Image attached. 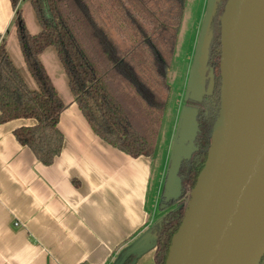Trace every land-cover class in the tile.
<instances>
[{"label":"trees","instance_id":"1","mask_svg":"<svg viewBox=\"0 0 264 264\" xmlns=\"http://www.w3.org/2000/svg\"><path fill=\"white\" fill-rule=\"evenodd\" d=\"M9 0L19 52L37 86L31 91L0 43V124L33 119L35 125L14 131L17 142L43 166L60 155L63 135L58 128L65 104L40 61L52 48L67 78L74 103L92 132L111 148L136 159L152 157L165 115L171 62L186 0H27L40 31L31 35L18 8ZM229 0H219L211 20L212 40L207 65L219 68L218 107L203 117L189 160L177 171L181 198L160 220L155 263L165 264L172 237L187 210L197 178L205 166L213 129L221 112L222 19ZM188 101V99H186ZM189 105V102L186 103ZM203 116V115H202ZM133 256L123 264H130ZM260 264H264V256Z\"/></svg>","mask_w":264,"mask_h":264},{"label":"crops","instance_id":"2","mask_svg":"<svg viewBox=\"0 0 264 264\" xmlns=\"http://www.w3.org/2000/svg\"><path fill=\"white\" fill-rule=\"evenodd\" d=\"M14 14L9 0H0V43L34 90L23 60L17 64L8 53L7 42L16 40ZM45 70L65 104L58 123L63 147L43 166L14 137L35 120L0 124V264H119L127 254L130 264H156L161 159H133L101 141L74 103L64 72L58 83Z\"/></svg>","mask_w":264,"mask_h":264},{"label":"water","instance_id":"3","mask_svg":"<svg viewBox=\"0 0 264 264\" xmlns=\"http://www.w3.org/2000/svg\"><path fill=\"white\" fill-rule=\"evenodd\" d=\"M218 1L213 2L200 41L186 97L193 102L213 88L211 80L205 92L211 20ZM221 76V112L207 160L171 239L165 264H239L247 214L264 159V0H229L222 19ZM196 131V111L184 110L166 201L177 198L181 188L177 171L181 161L191 157L188 144ZM263 256L264 246L249 264H260Z\"/></svg>","mask_w":264,"mask_h":264},{"label":"rangeland","instance_id":"4","mask_svg":"<svg viewBox=\"0 0 264 264\" xmlns=\"http://www.w3.org/2000/svg\"><path fill=\"white\" fill-rule=\"evenodd\" d=\"M213 2L214 0H186L185 4L175 53L171 62L168 80L170 91L167 96L165 115L159 130V137L154 153L155 160L160 158L162 162V173L158 182L157 191L160 192L161 187L164 186L163 191L165 196H168L169 193L171 184L170 176L176 160L175 146L177 145L176 142L179 135V123L182 118L183 111L186 110V107H184L185 100L190 91V83L193 79V72L198 56L200 41L205 34V29L207 28L205 26L212 11ZM19 6L29 33L35 35L37 33L36 29H39V27L34 19V15L29 4L27 1H24L21 2ZM11 34L13 35L12 30L10 32V36H12ZM7 48L8 53L14 62L17 64L22 62V57L15 39L14 42H7ZM40 58H42L41 62L44 64L43 66L46 67L44 68L47 69L48 73L51 74V76H53L59 83V75L64 74L60 63L56 58L55 51L52 48H47ZM23 67H25L24 63ZM18 69L20 68H17V70ZM26 79L29 82V85L33 86L34 82L28 75ZM36 90L37 87L35 85V89L31 91ZM66 90L68 91L67 88ZM59 91L61 95H63L60 87ZM188 148L190 151L192 150L191 144L188 145ZM161 181L162 184H160ZM178 197L181 198L182 195L179 194L177 195V198ZM160 200V196L159 198L157 197L153 222L161 220L165 214L178 207V204H175L162 210L159 205L161 202ZM180 202H183L185 205H188L189 203L187 197L182 198ZM159 233L160 224H156L153 234L157 238Z\"/></svg>","mask_w":264,"mask_h":264},{"label":"bare ground","instance_id":"5","mask_svg":"<svg viewBox=\"0 0 264 264\" xmlns=\"http://www.w3.org/2000/svg\"><path fill=\"white\" fill-rule=\"evenodd\" d=\"M264 246V159L259 166L244 236L239 252V264L251 263Z\"/></svg>","mask_w":264,"mask_h":264},{"label":"flooded vegetation","instance_id":"6","mask_svg":"<svg viewBox=\"0 0 264 264\" xmlns=\"http://www.w3.org/2000/svg\"><path fill=\"white\" fill-rule=\"evenodd\" d=\"M205 76H206L205 92H207L208 85L210 81L212 80L213 88H212L211 93L209 95H203L202 99L199 102H193V101H190L189 99L188 101L185 100V105H184V107H186L185 109H193L196 111L197 131L199 128V123H201L200 120L204 116L209 118L211 111L215 112L216 108L218 107L220 74H219V68L212 65L211 61L209 65H207V71H206ZM187 102H189V105L186 104ZM197 131H196V134H197ZM193 151L194 149L192 148L191 156H192Z\"/></svg>","mask_w":264,"mask_h":264}]
</instances>
